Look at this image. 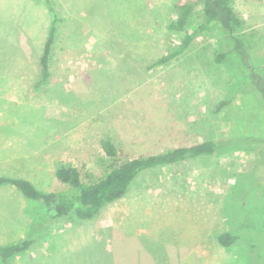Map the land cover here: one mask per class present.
<instances>
[{"label": "rangeland", "instance_id": "374dc122", "mask_svg": "<svg viewBox=\"0 0 264 264\" xmlns=\"http://www.w3.org/2000/svg\"><path fill=\"white\" fill-rule=\"evenodd\" d=\"M183 1L51 0L52 11L45 0H0V176L27 178L43 192L65 190L55 176L60 165L96 181L128 157L263 137L264 98L236 64L213 61L223 49L216 35L149 66L184 34L168 28ZM232 5L264 67V0ZM54 14L50 76L40 82ZM104 138L115 156L103 152ZM241 140L140 173L91 219L68 215L45 225L44 207L0 185V244L36 239L9 264H264V140ZM223 231L238 235L236 242L222 246Z\"/></svg>", "mask_w": 264, "mask_h": 264}, {"label": "trees", "instance_id": "16d2710c", "mask_svg": "<svg viewBox=\"0 0 264 264\" xmlns=\"http://www.w3.org/2000/svg\"><path fill=\"white\" fill-rule=\"evenodd\" d=\"M45 2L53 11L51 0H45ZM174 11L175 16L169 22L168 28L176 32H185L178 43L154 60L149 65L150 67L168 63L189 49L195 38L213 34L220 39L223 45V49L215 51L213 61L218 64H236L238 71L244 76V84L257 89L264 98V67L260 66L263 61L259 51L249 45V40L241 34L243 20L233 7L232 0H185L175 3ZM196 12L199 16L198 23L187 31L186 27ZM59 20L54 14L43 44L39 58L40 82H46L50 76L49 61ZM233 98L234 96L231 95L222 99L215 110L219 112L226 108ZM242 138L247 141L252 140V142L264 140V136L257 138L248 135L224 137L219 140L206 139L153 154L128 157L96 181L82 180L78 169L73 165H60L55 170V176L62 183L68 184L65 190L43 192L29 179L12 176H0V185H12L23 197L36 201L44 207L45 212L41 219L45 225L53 218L68 215H74L80 219H91L105 205L122 197L140 173L190 159L216 155L221 152L222 148L234 147L236 144L242 145ZM101 148L110 157L117 153L116 146L109 138L101 140ZM237 238L238 235L231 231L220 232L217 236L222 246L233 244ZM34 240H36L34 236L29 234L19 240L0 244V264H9L14 255L29 249Z\"/></svg>", "mask_w": 264, "mask_h": 264}]
</instances>
